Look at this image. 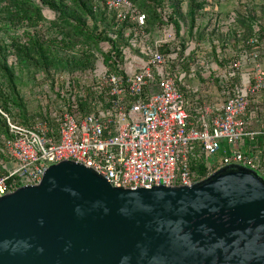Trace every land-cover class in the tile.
I'll return each instance as SVG.
<instances>
[{
  "label": "built area",
  "instance_id": "1",
  "mask_svg": "<svg viewBox=\"0 0 264 264\" xmlns=\"http://www.w3.org/2000/svg\"><path fill=\"white\" fill-rule=\"evenodd\" d=\"M104 3L119 25L128 22L123 62L111 69L101 61L97 70L107 106L77 118L62 103L51 120L29 126L0 109L10 157L0 197L39 183L62 160L132 189L192 185L230 164L264 178V21L246 37L234 11L226 19L215 13L195 21L193 30L184 21H165L153 32L132 0ZM211 6L220 13V3ZM44 13L55 17L48 8ZM201 28L206 38L199 39Z\"/></svg>",
  "mask_w": 264,
  "mask_h": 264
},
{
  "label": "water",
  "instance_id": "2",
  "mask_svg": "<svg viewBox=\"0 0 264 264\" xmlns=\"http://www.w3.org/2000/svg\"><path fill=\"white\" fill-rule=\"evenodd\" d=\"M0 264H264V178L132 189L62 160L0 197Z\"/></svg>",
  "mask_w": 264,
  "mask_h": 264
},
{
  "label": "trees",
  "instance_id": "3",
  "mask_svg": "<svg viewBox=\"0 0 264 264\" xmlns=\"http://www.w3.org/2000/svg\"><path fill=\"white\" fill-rule=\"evenodd\" d=\"M132 1L146 14L147 29L153 32L165 21H184L193 30L195 21H209L212 14L228 18L211 6L220 0ZM263 4L264 0H249L247 5L252 7L238 11L243 37L255 22L264 21ZM46 8L55 13L54 18L45 15ZM127 23L119 25L104 0H0V109L16 123L30 125L33 113L21 92L23 76L28 74L33 86L48 84L54 94L50 97L41 91L37 95L41 118L51 120L62 103L77 118L99 114L107 106L99 91V63L118 69L123 62L120 46L127 40ZM199 32V39L207 37L206 28ZM221 39L227 42L225 35ZM8 136L7 118L0 111V174L10 162L4 150Z\"/></svg>",
  "mask_w": 264,
  "mask_h": 264
},
{
  "label": "rangeland",
  "instance_id": "4",
  "mask_svg": "<svg viewBox=\"0 0 264 264\" xmlns=\"http://www.w3.org/2000/svg\"><path fill=\"white\" fill-rule=\"evenodd\" d=\"M219 2H220V6L218 7V9L220 13H222L223 16H226L225 14L229 15L232 11L238 13L239 10H242L245 12V11H248L250 7H252V6L249 7V5H247L249 0H220ZM253 3L260 4L259 2L257 3L256 1H254ZM260 9L261 7L260 5H258L257 10H260ZM23 81L25 84L22 86L21 92L23 93L25 98H27L26 99L27 104L29 106V109H31L30 111L33 113L32 118L30 117L31 118L30 125H31V124H35V122L41 118L40 114L37 113V109H38L37 104L39 103L37 95H39V92L42 91L41 89H43L44 87L47 93H50V97H53L54 94L52 93V90L46 89V84L41 85V86L40 85L33 86L31 83L32 82L31 76L28 74H24ZM35 81H36V75H35ZM222 156L223 154L222 152H220L217 155L216 159L217 158L222 159Z\"/></svg>",
  "mask_w": 264,
  "mask_h": 264
}]
</instances>
